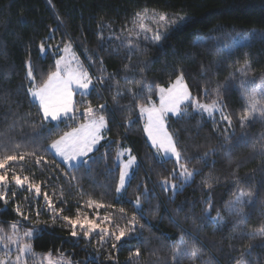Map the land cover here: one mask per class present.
<instances>
[{"label":"trees","instance_id":"trees-1","mask_svg":"<svg viewBox=\"0 0 264 264\" xmlns=\"http://www.w3.org/2000/svg\"><path fill=\"white\" fill-rule=\"evenodd\" d=\"M144 8L188 19L159 45L139 38L140 51L129 60L127 46L119 47L115 36L123 27L131 28L133 13ZM255 31L257 34L250 39L231 43L232 37ZM70 41L84 60L94 86L87 95L76 94L80 112L75 120L46 122L42 129L39 105L27 94L31 86L27 72L31 66L36 85L45 82L63 45ZM41 44L44 54L40 52ZM145 65L148 70L142 73L140 69ZM240 68L247 75L236 71ZM179 72H183L192 96L202 103H210L217 86L227 83V88L221 89L222 106H226V114L232 116L234 124L227 131L232 142L241 137L239 117L245 106L241 84L264 77V0H0V154L20 144L16 151L35 149L40 155L41 145L47 146L62 132L85 121L82 113L88 103L93 107L106 105L96 112L105 116L107 127L98 151L89 154L94 157L89 169L65 167L51 152L44 154L45 160H56L58 169L37 166L34 157L13 165L17 174L29 175L42 187L37 197L26 186L19 189L11 184L7 195L15 191L16 196L7 204L0 201V228L4 232H11L13 221L21 236L26 229H36L32 237L23 238V243L31 244L37 255L25 253L23 264H47V253L51 258L69 259L72 264H176L173 254L182 234L189 248L196 244L201 257L196 261L182 257L179 264H264V237L252 239L247 235L264 229V151L252 147L261 142L264 122L250 121L244 142L226 156L222 145L226 144L227 122L220 120L219 112L211 117L195 112L189 101L185 103L187 115L179 119L167 116L166 128L185 157L182 162L189 169L200 170L176 190L171 184L179 185L181 178L175 161L156 158L146 141L135 105L148 103V96L156 99V85H168ZM129 88L140 92L135 101L126 91ZM117 92L120 95L114 101ZM129 114L134 120L131 125L125 123ZM48 129L52 130L50 134ZM34 139L36 143H32ZM124 147L135 153L137 163L123 194L117 195L120 167L115 157ZM209 149L216 151L205 157ZM174 169L175 175H170ZM209 175L213 177L210 189L202 183ZM166 178L170 181L167 186L161 183ZM237 178L245 193H253V203L244 207L247 216L242 224L236 223L239 217L226 209L237 189ZM45 191L52 197L53 207L63 209L62 214L70 217H75L79 208L90 219L97 214L100 218L111 214L124 226L136 213V232L118 242L116 249L111 247V238L98 243V234L72 237L62 220L51 222L53 213L43 200ZM137 195L141 197L140 206L134 203ZM90 198L114 207L89 209ZM17 205L30 216L29 221L16 213ZM121 207L126 214L118 211ZM217 212L223 223L205 218ZM249 245L250 251H245ZM137 248L141 254L130 262L129 252ZM154 250L156 254L152 255ZM5 252H10L14 260L17 246L9 244L5 249L0 243V256ZM109 255L113 259H108Z\"/></svg>","mask_w":264,"mask_h":264},{"label":"snow or ice","instance_id":"snow-or-ice-1","mask_svg":"<svg viewBox=\"0 0 264 264\" xmlns=\"http://www.w3.org/2000/svg\"><path fill=\"white\" fill-rule=\"evenodd\" d=\"M187 19L186 16H169L166 12H157L156 10L150 11L144 8L133 13L132 27H123L121 29V34L115 36V39L120 41L119 47L127 46L128 58L131 60L133 54L140 51V37L145 41H150L153 45H159L162 39L166 38L171 31L184 25ZM151 25H154L155 28ZM148 33H151V35H148ZM134 36L137 37L136 40L131 39ZM70 49L71 44L68 43L65 44L63 51L67 53ZM117 50H119V48H117ZM40 51L42 53L45 51L44 44L40 45ZM73 60H77V58L73 56ZM137 63H139V61ZM147 70V65L140 69L142 73ZM236 71L247 75L244 68L237 69ZM27 76L31 83V86L27 89V94L31 96L34 101H38V111L42 113L40 121L42 129L49 120L62 121L64 117L75 120L80 109L76 107L73 101V93L75 89H80L83 90L81 91L82 96L87 95L89 86L93 83L88 71L84 69L79 62H77L76 67H72V62L67 60L64 56H60L59 59H57L55 71L48 74L47 80L42 85H36L31 66H29ZM109 78H111V75ZM231 78L230 76L229 79ZM73 86H75V88ZM147 87H151V85H147ZM241 87L243 88L242 99L245 101V106L243 108V114L239 117L241 137L237 138L235 142H232L231 134L227 131L228 128L234 127L232 116L226 114V106H222L223 97L221 95V89L227 88V83L217 86L215 89V98L210 103H202L197 97L192 96L188 85L184 82L183 72H179L175 80L170 82L168 88L156 85L160 97L159 107L154 105L149 106L152 100L151 96L147 97L148 104L138 103L135 105V107L139 109L141 118H143L145 114L147 115V123L145 124L144 130L148 134L152 146L156 148L157 154L164 159L175 158L181 183L179 185L171 184L173 190L182 188L186 183L190 182L200 170L195 168L189 169L187 164L182 162L185 160V157L179 149L173 134L165 127V118L169 113L178 119L187 115L185 102L189 101L195 112L207 113L210 117L213 116L215 112H219L220 120L227 122V128L224 130V140L226 144L222 145V148L225 149L224 154L229 156L231 150L235 146L244 142L246 128L250 121L260 120L264 122V78H261L259 81L252 79L242 82ZM126 91L130 94L133 101L140 95L139 91H135L131 88ZM118 95H120V92H117L116 95L113 96L114 101ZM257 95L259 98H257ZM105 107L106 105L104 104L93 107L91 103H88L87 106L84 107L82 113L87 122L81 124L77 128L64 132L58 139L52 140L47 146L41 145L40 147L43 149V153L40 155H37L35 149L31 152L16 151V149L21 147L20 144H15L13 149L4 151L0 154V201L7 204L10 199L16 196L15 191H12L11 196L7 195V190L10 189L11 184H14L19 189H23L26 186L29 193L34 192L37 197L41 195V182H33L29 175L21 177L13 168L15 163L23 162L30 157H34L37 166L44 164L58 169L60 168V164L56 160H45L44 154L51 152L56 157H59L65 165L73 169L78 170L80 166L85 167L86 170L89 169L94 159V157L89 156V154L98 151L97 145L101 140L105 139L102 132L107 127L106 118L103 115H96L97 111L103 110ZM133 122V117L129 114L125 118V123L131 125ZM51 131V129H48L49 134ZM260 141L259 145L254 143L252 147L254 149L259 147L261 151H264V135L260 137ZM32 143H36L35 139ZM213 151L216 150L209 149L208 152L204 153V156L207 157ZM135 161L136 157L129 155L127 162L120 165L119 181L116 186L117 193H121L126 189V185L129 182L128 177L130 175L128 169L134 165ZM175 172L176 170L174 169L173 173H170V175H175ZM65 175H67V173H65ZM72 179H75V177L73 176ZM212 181L213 177L209 175L203 179L202 183L204 187L210 189L213 186ZM161 183L167 186L170 181L166 178ZM236 183L237 189L233 192V198L226 203V209L239 217L236 223L242 224L247 216L244 207L245 205L253 203V193H245L243 191L240 186L239 178H237ZM165 190H168L167 187H165ZM245 197H247V199H245ZM25 199H28V197H25ZM43 200L46 207L53 213L52 223H56L57 218L62 220L64 222L63 226L71 229L70 234L72 237L82 235L84 238H89L93 234H98V243L100 244L105 243L111 238L113 240L111 245L113 249L118 247V242H122L126 238L134 235L136 232L135 226L139 224V218L136 213L131 215L124 226H121L111 214L104 215L102 218L97 214L96 218L90 219L87 213L81 214L80 209L77 208L75 217L63 215V209H55L53 207V199L46 191L43 192ZM134 203L137 206L141 205V197L139 195L136 196ZM208 203L211 205V200H209ZM93 207L99 210L105 207L111 208L114 207V205H105L102 202L90 198L87 201V208L92 209ZM15 211L23 216L24 221L30 220L29 215H24L22 213L20 205L16 206ZM118 211L122 214H126V210L123 207L119 208ZM204 211L207 213L208 209L206 208ZM39 215L40 212L37 211V222H39ZM205 218L223 223V217L220 216L219 212H217L216 216H206ZM109 225L112 226L109 227ZM10 228V233L4 232V230L0 228V243H3L5 249L9 247V244L16 245L18 254L14 260H11V253L5 252L0 256V264H23L22 257L25 253H31V255L35 257L37 254L32 252V245L23 243V238L32 237L36 229H26L21 236L16 221L11 222ZM247 235L252 239H255L257 236L264 237V229H261L259 232L248 233ZM251 247L252 246L249 245L245 251H250ZM140 254L139 248L129 252L130 262L134 261L136 257H139ZM155 254L156 250L153 251L152 255ZM182 257H187L191 261H196L201 257L200 250L195 243H193L190 248L185 244L184 234L179 238L178 247L174 250L173 260L176 261V264H179V260ZM44 258L47 260V264H54L51 253L45 254ZM108 259L111 260L113 257L109 255ZM55 264H60V262H55ZM62 264H72V261L63 259ZM205 264H209V262H205Z\"/></svg>","mask_w":264,"mask_h":264},{"label":"rangeland","instance_id":"rangeland-1","mask_svg":"<svg viewBox=\"0 0 264 264\" xmlns=\"http://www.w3.org/2000/svg\"><path fill=\"white\" fill-rule=\"evenodd\" d=\"M150 11L151 10H154V9H149ZM158 12V11H157ZM132 26V25H131ZM153 28H155V26L154 25H151ZM252 34H257V32L255 31V32H248L247 34H244V37H232V42L231 43H240V42H244V41H246V40H248V39H250V37H251V35ZM148 35H151V33H148ZM215 36H217L216 34H215ZM133 38V37H132ZM140 39H142V37H140ZM150 42V41H149ZM68 43H70L71 44V49H70V51L69 52H64L63 51V48H64V46H65V44H68ZM64 45H63V47H62V49H61V52H62V54L60 55V56H64V57H66V59L67 60H69V61H71L72 62V67H76V64H77V62H79L82 66H83V68L84 69H86L87 71H88V69H87V66H86V64H85V62H84V60L83 59H81L80 57H79V55L77 54V52H76V50H75V48H74V46H73V44L71 43V41L70 42H66ZM41 52V51H40ZM42 53V52H41ZM43 54H44V52H43ZM59 56V57H60ZM73 56H75L76 58H77V60H73ZM59 57L57 58V59H59ZM57 59L55 60V67H54V69L52 70V71H55V68H56V61H57ZM51 71V72H52ZM88 73H89V71H88ZM89 76L91 77V79H92V81H93V78H92V76H91V74H89ZM262 78H264V77H262ZM261 78H259L257 81H259ZM47 80V79H46ZM175 80V79H174ZM173 80V81H174ZM172 82V81H171ZM185 83H186V81H184ZM44 83V82H43ZM42 83V84H43ZM42 84H40V85H42ZM187 84V83H186ZM40 85H37V86H40ZM169 85H170V83L168 84V85H165V86H163L164 88H168L169 87ZM94 85H93V83L89 86V89H88V92L91 90V88L93 87ZM30 87V86H29ZM74 88H75V86H73ZM81 91H83V90H80V89H75V91H74V93H73V101L75 102V100H76V98H75V96H76V94H80L81 95ZM87 92V93H88ZM156 94H157V96H156V99H154V100H151V104L149 105V106H152V105H154V106H156V107H159V104H160V97H159V94H158V89L156 90ZM30 98L33 100V98L30 96ZM257 98H259V96L257 95ZM37 104H38V101H35ZM185 103H187V102H185ZM146 104H148V103H146ZM39 105V104H38ZM42 114V113H41ZM97 116H99L100 114H96ZM173 116L171 113H169L167 116ZM139 116H140V113H139ZM65 118H67V117H64V118H62V119H65ZM140 118H141V116H140ZM166 119H167V117L165 118V127H166ZM51 120H49V121H47V122H50ZM51 122H58V121H51ZM87 121L85 120L84 122H81V123H79V124H77L76 126H74V128H77V127H79L81 124H84V123H86ZM147 123V115L145 114L144 116H143V118H141V124H142V130L144 131V134H145V138H146V141H148V143H149V145H150V147H151V150H152V152H154V156L156 157V158H158V159H164V158H162V156H160V155H158L157 154V150H156V148H154L153 146H152V143H151V141L149 140V138H148V134L145 132V130H144V128H145V124ZM71 129H73V128H71ZM71 129H69V130H67V131H70ZM106 130V129H105ZM103 131L102 132V135L105 137V135H106V131ZM168 130V129H167ZM64 132H66V131H64ZM64 132H62V134L64 133ZM59 137H57V138H55V139H58ZM54 139V140H55ZM102 141V140H101ZM100 144V143H99ZM99 144L97 145V148H98V146H99ZM53 154V153H52ZM91 154V153H90ZM129 155H131V156H134V157H136V155H135V153H132V151H131V149L129 148V147H124V148H121V149H119V150H117V152H116V157H115V161H116V164L117 165H119V167H120V165L122 164V163H126L127 162V160H128V158H129ZM53 156L63 165V166H65V167H69L68 165H65L61 160H60V158L59 157H56L54 154H53ZM174 161H175V158H172ZM73 163H76V162H73ZM136 163H137V157H136V161H135V163H134V165L133 166H131L129 169H128V171H129V173L131 174V172L133 171V168H135V166H136ZM119 174H120V169H119V173H118V177H119ZM129 179H130V175H129V177H128V181H129ZM118 181H119V179H118ZM117 184H118V182H117ZM117 186V185H116ZM123 192H124V190L121 192V193H117V195H122L123 194ZM94 219V218H93ZM11 247L13 248V246L11 245ZM53 259V261H54V264H55V262H60V264H62V259H59V258H52ZM47 261V260H46Z\"/></svg>","mask_w":264,"mask_h":264}]
</instances>
